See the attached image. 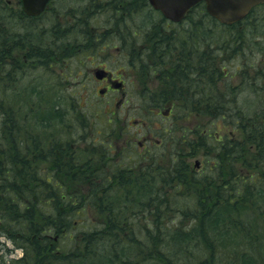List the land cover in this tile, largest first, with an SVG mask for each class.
<instances>
[{"label":"trees","instance_id":"trees-1","mask_svg":"<svg viewBox=\"0 0 264 264\" xmlns=\"http://www.w3.org/2000/svg\"><path fill=\"white\" fill-rule=\"evenodd\" d=\"M3 9L0 236L21 256L3 254L0 264H264V227L251 226L264 215V5L229 26L202 3L178 25L151 8L154 43L138 56L144 103L174 102L182 107L177 114L208 122L186 143L119 150L110 143L118 133L109 120L93 119L91 127L94 105L88 113L79 99L59 107L56 92L41 85L5 94L7 84L18 83L17 70L50 66L66 33L51 28L50 47L59 44L44 48L47 31L37 43L35 18ZM229 64L240 82L222 87ZM186 157L200 158L198 170ZM126 241L133 251L127 258L114 252ZM0 249L11 253L2 243Z\"/></svg>","mask_w":264,"mask_h":264},{"label":"flooded vegetation","instance_id":"flooded-vegetation-1","mask_svg":"<svg viewBox=\"0 0 264 264\" xmlns=\"http://www.w3.org/2000/svg\"><path fill=\"white\" fill-rule=\"evenodd\" d=\"M1 1V0H0ZM49 4L46 7L45 12L38 16L36 20H39L42 16H46L49 12ZM70 1H66L69 3ZM79 5L74 11L67 9L65 15V33L71 31L74 27L79 28L83 32V36L80 42L76 40H69L64 48L72 49L74 47V54L62 56L67 60L73 58H80L81 65L90 64L94 67L93 82L95 85L102 84L104 88H98L94 93L95 99H102L109 94V92L117 95L118 91L123 90L122 98H120L121 106L126 109H133L135 113L132 116H136V119H132L129 115L126 116L128 123L138 124V128L134 129L132 135L128 129L125 131L123 127L119 129V133L116 137H112L111 145L113 148L119 150L122 146L132 145L133 143L138 144L139 147L148 149L156 146L167 147L168 144L176 141L180 134L179 126L182 122L188 121V118L177 114L181 111L179 104L174 105V102H159L157 103L154 99L146 101L144 98L148 97V92H145L141 85H139L138 76V56L139 51L145 48V45H152L154 43L152 37V18H151V6H149L147 0H78ZM20 0H17V5H20ZM142 3L144 9L147 7L144 14L137 13L136 8L138 4ZM7 5V2H6ZM18 11L14 12L10 10L13 15ZM80 13L79 17L74 14ZM141 16L140 21L134 23L133 20H137ZM53 18V15H51ZM68 17V18H67ZM71 21H74V27ZM167 21V20H166ZM54 28L52 33L58 34V24L61 26L62 23L57 19L55 20ZM168 22V21H167ZM169 23V22H168ZM172 24V23H171ZM181 24V23H178ZM173 23L172 25H178ZM73 27V28H72ZM149 29V30H148ZM67 38H70L67 34ZM112 52H109V51ZM90 60V61H89ZM92 61V62H91ZM65 64L58 63L61 70L67 68ZM82 73V72H81ZM81 77V74H77ZM157 75L154 77L156 78ZM131 78V82H130ZM87 77L81 79L80 93L85 89L88 82ZM113 82V83H112ZM128 83V84H126ZM137 86L136 91H131L134 86ZM153 87H158L157 82H152ZM93 92H94V87ZM84 92V91H83ZM90 99V97H83L80 95L75 98V101ZM137 99L138 103L136 107H133L132 100ZM98 101V100H97ZM101 101L95 102L98 104ZM93 103V102H92ZM90 103V104H92ZM128 107V108H127ZM120 118L115 117L108 119L109 123L113 121L118 123ZM131 125V126H132ZM193 131L187 128L181 133L186 135ZM185 138V135H182ZM198 170V168H194Z\"/></svg>","mask_w":264,"mask_h":264},{"label":"rangeland","instance_id":"rangeland-1","mask_svg":"<svg viewBox=\"0 0 264 264\" xmlns=\"http://www.w3.org/2000/svg\"><path fill=\"white\" fill-rule=\"evenodd\" d=\"M2 2H0L1 7L2 5H4V9L8 12H10V10H13L14 12L18 11L19 9L21 10V4L18 6L17 5V0H1ZM66 1H70L69 3H66ZM7 2V5H6ZM78 5V0H52L50 5H49V9L46 13V16H42L39 20H35L34 21V27L32 29V32H35V34H37V43H39V32L43 29L46 30L47 32H45L44 35L41 36V45L43 44L44 48H48L50 47V39L52 38V34L49 33L48 31L51 28H54V24H56L55 20H59L62 25L59 28V31L61 32H65V28H66V21H65V15H66V11L68 8H70V10L74 11L75 8ZM3 9V10H4ZM147 7H145V9H141L140 13L144 14L146 12ZM51 15H53V18L51 17ZM136 17H138L136 15ZM141 16L139 15V17L135 18L134 23L139 22ZM68 18V17H67ZM154 19V17H152ZM74 27V21H71ZM72 27V28H73ZM58 29V28H55ZM149 30V29H148ZM219 33V32H218ZM67 34H69L70 38H67ZM212 34H216V32H212ZM84 37L83 36V32L80 31V29L78 28H73L71 31H68L66 33V40H61L62 44H64V46L66 45L67 41L69 40H76L77 42H80L81 38ZM55 44H59V42H54ZM54 43H52L50 48H54L55 45ZM48 45V46H47ZM63 46V47H64ZM74 47L72 49H68L64 48L61 52L60 51H54V55H51V65L47 66V65H40V66H31L28 65L29 69H26L27 67H25L24 71H19L17 70L18 73V83L15 84V86L12 84V86L10 87V84H7V90L6 93L7 95H10L15 92L17 93H23L28 90H32L34 85H41V90H44L47 93H51L52 90L54 92H56V94L58 95V106L59 107H72L71 104L75 103V98L79 97L80 95H83V97H90V99H86V100H80L78 101L79 103V108H82L83 111H85L86 113H88L87 107L89 108V110H92L93 108L91 107L92 105L95 106V109L98 111H101L100 114H102L101 118L99 115H96V110L94 109V111H90V114L92 116L89 119V123L91 127L94 124V120L98 119H102L104 118V121H108V119L110 118H115L118 116L119 121L118 123L116 122H112L111 124L114 125V127L116 128L117 133H119V129H121V127L124 128V130L126 131L129 126H131L134 123H128V121L126 120V116L129 115V117H131L132 119H136V116H132L135 111L132 109H126L123 106H121V101L120 98H122V94H123V90H119L117 95H114V93H110L105 96L102 97V99H95L94 98V93L96 92V90L98 88H104L102 87V84H97L95 85L93 82V73H94V67L91 66L90 64L85 65V63L83 64V66L81 65V60L80 58H73L70 62V60H67V64H65V59H62L63 54L65 53V55H71V57L74 54ZM19 51V49H18ZM109 52H112L111 50ZM264 58V54L262 56ZM90 61V60H89ZM92 62V61H91ZM249 62V61H248ZM58 63L61 64H65L64 66H66L67 68L61 70L60 66H58ZM239 63V62H238ZM47 66V67H46ZM236 66V63H235ZM228 69L230 70L231 74L228 73V75L226 77H224V79H221V85L222 87L225 86V82L231 83V85H237L239 84L240 81L237 80V75H234V64H229L227 65ZM65 73V75L61 74V73ZM82 72V73H81ZM233 72V73H232ZM77 74H81V77H78ZM21 76L22 79L19 77ZM17 77V76H16ZM83 77H87L88 78V82L86 83V87L89 86V89H84L81 93L80 90L82 88H80L81 86V79ZM130 82H131V78H130ZM154 82L156 83L157 81L154 80ZM113 83V82H112ZM148 83L150 85V88L152 85V82L149 81L148 79ZM128 84V83H126ZM221 85H220V90H221ZM94 87V92H93V88ZM134 86V84H133ZM137 86H134V88L131 89V91H136ZM248 92L243 91V93L239 96V99L242 100L243 98L248 96ZM11 96V95H10ZM249 99V97H248ZM99 102L97 105L94 104L95 102ZM243 101V100H242ZM93 102V103H92ZM133 107L137 106L138 100L137 99H133L132 101ZM92 103V104H90ZM95 113V114H94ZM72 115H74L72 113ZM99 116V117H98ZM94 119V120H93ZM99 122V121H98ZM204 122H208V120L206 118H203L202 116L199 117H193V116H189L187 123V128H190L192 130H194L197 126L202 125ZM99 126V125H97ZM138 124L136 125H132L130 129H128V131H133L134 129H137ZM61 127V126H60ZM216 129L215 131L219 133L220 135H223V132H225V128L221 127V126H215ZM86 128H90V127H86ZM61 129V128H60ZM58 130V127H56V130ZM64 131V129L62 128V132ZM64 133V132H63ZM134 131L132 132L133 135ZM75 135V134H73ZM71 135V136H73ZM188 137L183 138L181 134L178 135L177 137V141L179 140V143H186L188 141ZM183 145H180V147ZM183 150L187 153H190V151L188 150L187 145L184 146ZM200 160L199 157H195V158H187L186 157V161L192 166L195 165V162ZM0 243L4 244V247L6 249H10L11 253H5L3 250L0 249V258L1 256H3V254L5 255V257L7 258H19L21 256V252L20 250H15L12 249V245L7 242L6 240H4L3 237L0 236ZM256 252H258V250L256 249V247L254 248Z\"/></svg>","mask_w":264,"mask_h":264},{"label":"water","instance_id":"water-1","mask_svg":"<svg viewBox=\"0 0 264 264\" xmlns=\"http://www.w3.org/2000/svg\"><path fill=\"white\" fill-rule=\"evenodd\" d=\"M48 2L49 0H21L22 10L27 16L37 17ZM148 2L172 22L182 20L190 8L196 3L203 2L207 14L224 25L239 22L253 7L264 4V0H148Z\"/></svg>","mask_w":264,"mask_h":264},{"label":"bare ground","instance_id":"bare-ground-1","mask_svg":"<svg viewBox=\"0 0 264 264\" xmlns=\"http://www.w3.org/2000/svg\"><path fill=\"white\" fill-rule=\"evenodd\" d=\"M141 9H144L142 3L138 4V6L136 8V12L138 13L139 11H141ZM209 17L212 18L213 20H215L212 16L209 15ZM198 18H199V16H198ZM223 26H224V24H223ZM184 33H185V30H184ZM64 122L65 123H63L64 124L63 126L64 127H65V125L68 126V124H69L68 118H64ZM185 126H186V121L182 122L178 129H179V132H180L181 135H185L187 137L186 133H181L185 129ZM130 128H131V126H129L128 129H130ZM18 134H19V132L16 130V136H18ZM263 225H264V215H260V217L255 218L251 222V226L256 232H259L260 229H262L264 227ZM127 242L128 241L116 244L115 247H114V252H116V254L121 256V257L122 256H124L126 258L130 257V254L133 253V251H131L128 248L129 247L128 246L129 243H127ZM1 250H3V249H1Z\"/></svg>","mask_w":264,"mask_h":264}]
</instances>
